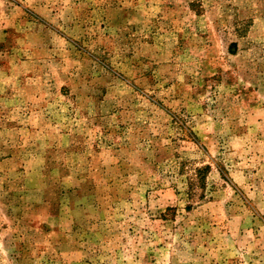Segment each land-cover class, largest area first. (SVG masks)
Returning a JSON list of instances; mask_svg holds the SVG:
<instances>
[{
	"label": "rangeland",
	"instance_id": "obj_1",
	"mask_svg": "<svg viewBox=\"0 0 264 264\" xmlns=\"http://www.w3.org/2000/svg\"><path fill=\"white\" fill-rule=\"evenodd\" d=\"M0 264H264V0H0Z\"/></svg>",
	"mask_w": 264,
	"mask_h": 264
}]
</instances>
